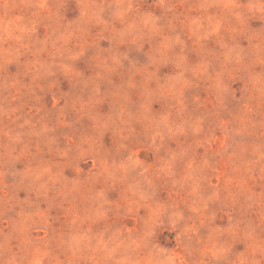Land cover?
I'll list each match as a JSON object with an SVG mask.
<instances>
[{"label":"rangeland","instance_id":"obj_1","mask_svg":"<svg viewBox=\"0 0 264 264\" xmlns=\"http://www.w3.org/2000/svg\"><path fill=\"white\" fill-rule=\"evenodd\" d=\"M0 264H264V0H0Z\"/></svg>","mask_w":264,"mask_h":264}]
</instances>
